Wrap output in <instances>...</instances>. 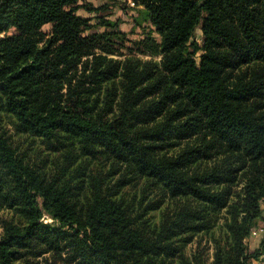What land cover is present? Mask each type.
Here are the masks:
<instances>
[{
  "label": "trees",
  "instance_id": "16d2710c",
  "mask_svg": "<svg viewBox=\"0 0 264 264\" xmlns=\"http://www.w3.org/2000/svg\"><path fill=\"white\" fill-rule=\"evenodd\" d=\"M88 1L0 0V264H264V0Z\"/></svg>",
  "mask_w": 264,
  "mask_h": 264
},
{
  "label": "rangeland",
  "instance_id": "374dc122",
  "mask_svg": "<svg viewBox=\"0 0 264 264\" xmlns=\"http://www.w3.org/2000/svg\"><path fill=\"white\" fill-rule=\"evenodd\" d=\"M130 0H89L87 4L93 8H99L100 6L107 5L108 9L105 12H99L97 13L98 16H105L109 20L112 21H118L119 20V29L126 34L127 38L130 41H136L142 36V29L134 26L133 18L137 15L136 12V6H131L129 3ZM81 5L83 3H80ZM78 14L85 18L91 19V24H96L98 21L94 18L96 15L95 13H89L85 11V9H80L78 11ZM143 26H146L143 24ZM50 26L46 25L43 27V30L45 32L49 31ZM103 27H100L97 29V31H102ZM194 40L201 45L202 44V33L200 28L196 29ZM128 47H131V43L126 44ZM121 52L127 53L125 49H121ZM9 130L11 133H15L14 130L9 127ZM15 137L18 136V134H14ZM46 222L50 223L51 221L49 219L46 220ZM260 229H263L261 231ZM264 240V209H263V221L260 222V226L255 229L251 235L245 240V244L247 245L249 249V254L253 251L258 250L261 247L262 241ZM199 248V250H202V253L204 255L211 256L212 255V245L210 241H207V238L204 237L200 241L198 238L194 241L193 244L188 246V251H196ZM263 258V256L261 257ZM247 264H261L259 260H255L253 258H249Z\"/></svg>",
  "mask_w": 264,
  "mask_h": 264
},
{
  "label": "built area",
  "instance_id": "2783aa9c",
  "mask_svg": "<svg viewBox=\"0 0 264 264\" xmlns=\"http://www.w3.org/2000/svg\"><path fill=\"white\" fill-rule=\"evenodd\" d=\"M131 4V6H134V3L130 0L129 2ZM261 231H263V229H260Z\"/></svg>",
  "mask_w": 264,
  "mask_h": 264
}]
</instances>
